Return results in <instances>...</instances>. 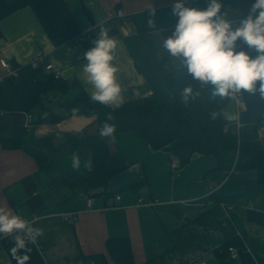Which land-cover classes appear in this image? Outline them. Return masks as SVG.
Masks as SVG:
<instances>
[{"label": "crops", "instance_id": "1", "mask_svg": "<svg viewBox=\"0 0 264 264\" xmlns=\"http://www.w3.org/2000/svg\"><path fill=\"white\" fill-rule=\"evenodd\" d=\"M173 2L0 0V58L13 66H23L43 55L60 67L61 80H78L89 97L94 89L86 82L87 74L81 67L85 62L83 53L94 37L88 41L89 46L69 45L68 40L92 28V34H96L103 25L117 41L113 63L123 99L161 97L166 92L162 77L182 65L160 47L163 36L171 34L176 22ZM185 3L205 7L207 0ZM222 11L237 22L246 16L242 9L229 4H224ZM107 13L113 18L106 20ZM237 47L256 55L239 40ZM2 73L0 68V77ZM239 93V122L251 123L264 111V96L258 91ZM228 102L234 116L225 118L235 120V105L231 99ZM30 130L38 137L95 134L97 125L95 116L72 114L57 122L33 125ZM258 138L262 145L264 138ZM105 142L110 150L120 152L126 164L107 179V189L117 191L106 200L97 194L88 195L80 185L67 191L53 176L39 172L25 151L0 145V207L10 208L12 214L32 221L34 227L42 230L36 244L29 245L31 252L26 264H84L78 258L80 254L99 252L105 254L108 264H114L105 252L106 240L113 237L128 239L134 264H193L201 259L206 264H220L218 253L224 241L220 227L225 226V220L229 221L227 209L216 204L203 211L201 203L194 201L209 193L219 197L236 195L242 192L241 185L256 179V171L218 169L212 155L194 153L173 174L169 153L153 150L132 131L113 133L112 137H105ZM262 148L264 151L263 145ZM127 184L139 186L136 191L122 188ZM151 197L160 200L154 205L158 211L174 218L176 223L171 226L176 227L172 232L163 225L154 206L137 202L139 198L148 201ZM87 199L92 201L91 208L86 206ZM176 206L181 209L177 211ZM247 208L264 213V192L235 206L231 212L239 215L248 236L264 248L262 226L243 220ZM66 212L72 213V218L64 219ZM12 244L11 235L0 234V264H15L8 251Z\"/></svg>", "mask_w": 264, "mask_h": 264}, {"label": "trees", "instance_id": "2", "mask_svg": "<svg viewBox=\"0 0 264 264\" xmlns=\"http://www.w3.org/2000/svg\"><path fill=\"white\" fill-rule=\"evenodd\" d=\"M251 2L252 0H222V7L224 4L239 7L247 15ZM94 35L95 32L91 33V38ZM83 44L89 46L88 41ZM162 80L166 88L163 96L123 99L124 103L119 107H110L91 101L76 79L66 81L53 78L40 65L36 68H31L28 64L20 66L15 77L0 81V110L8 115L19 112L28 114L30 127L44 122H57L72 114L81 117L95 116L97 131L95 134L83 132L38 137L32 134L30 127L20 128L9 124L0 128V145L25 151L33 158L39 172L45 176H53L67 191L80 185L88 195L97 194L106 200L117 191L107 189V179L126 167L120 152L110 150L105 137L98 135V129L107 121L115 126L114 133L132 131L153 150H164L169 156L177 157L178 166L184 165L194 153H198L212 155L218 169L237 167L256 171V179L241 185L242 192L236 195L219 197L209 193L195 200L194 202L201 204L211 203L203 211L220 203L239 206L263 193L264 151L256 128L264 119V111L258 113L251 123L241 124L237 129L234 119H226L222 113L231 99L230 95H213L212 86L192 80L183 65L166 73ZM187 85L191 86L192 93L187 99H183L181 91ZM108 113H111V120H107ZM73 154L80 158L79 168L71 166ZM88 160L91 161L90 168L84 166V162ZM174 170L176 169H173V174ZM138 186L127 184L122 188L136 191ZM155 199L157 198L151 197L149 200ZM155 209L163 225L172 232L176 227V224L171 226L176 223L174 218L158 211L156 207ZM176 209L178 211L181 208L176 206ZM241 220L239 215L231 213L230 220H225V226L220 227L224 241L218 253L219 263L264 264V248L254 237L248 236ZM243 220L255 222L264 230L263 212L247 208ZM235 228L241 237L235 234ZM229 246L236 249V259L229 257ZM105 252L114 264H134L129 241L125 237L108 238ZM78 258L84 264H108L102 252L80 254Z\"/></svg>", "mask_w": 264, "mask_h": 264}, {"label": "clouds", "instance_id": "3", "mask_svg": "<svg viewBox=\"0 0 264 264\" xmlns=\"http://www.w3.org/2000/svg\"><path fill=\"white\" fill-rule=\"evenodd\" d=\"M172 14L176 22L171 34L163 36L160 47L169 57L179 60L192 80L211 85L212 94L221 97L241 90L258 91L264 96V0H252L248 14L238 22L222 11V0H207L205 7L174 0ZM238 40L256 55L238 48ZM116 47L117 41L108 29L99 26L91 46L83 53L85 62L81 68L87 74L86 82L94 89L89 99L119 107L124 100L113 63ZM191 93L192 88L187 85L181 96L187 99ZM111 119L108 113L107 120ZM114 129L106 121L98 129V135L112 137ZM80 165V158L73 154L72 168ZM84 166L90 168L91 161H85ZM0 234L12 236L13 244L8 251L15 264H26L31 252L29 245L36 244L42 230L12 214L10 208L0 207Z\"/></svg>", "mask_w": 264, "mask_h": 264}, {"label": "built area", "instance_id": "4", "mask_svg": "<svg viewBox=\"0 0 264 264\" xmlns=\"http://www.w3.org/2000/svg\"><path fill=\"white\" fill-rule=\"evenodd\" d=\"M111 18H113L112 14L107 13L106 14V20H110ZM93 29L94 28H92L91 31L88 30L86 32H81L79 34H76L75 36H73L72 38L69 39L68 44L69 45H72V44L74 45V44H81V43L90 41L91 33H92ZM28 65L31 68H36L39 65L42 66L43 71L46 72V73L51 74L53 76V78L59 79L60 76H61L60 67L56 63L45 59V57L43 55H40L37 58H34V59L30 60ZM19 67L20 66L11 65L4 58H0V68L3 71V73H2V75L0 77V81H2L4 78H7V77H15L18 74ZM230 98H231V100L233 101V103L235 105V113H236V115L238 117V107H239V104H240V101H241V95H240L239 92H234V93L230 94ZM7 115H8V113L0 110V119L4 118ZM25 115H26V118H25L24 127H30V124H29L30 116L28 114H26V113H25ZM240 125H241L240 122L236 118V120L234 122V126L238 129ZM226 128H227V125L224 126V129H226ZM256 132H257L258 137L262 133H264V119H262L259 122V124L257 125ZM170 162H171V167L173 169H176L177 166H178V158L172 155V156H170ZM115 198L117 199L118 196L116 195ZM137 202L138 203H145V204H148V205H153V204H157L158 203L156 200L155 201H151V200L143 201L142 198H139L137 200ZM186 202L187 201H181L182 204H185ZM210 204H211L210 202H207V204H205V203L201 204L203 206V210H205V208H207V205H210ZM220 204L223 205L225 207V209H227L226 210V219L230 220V213L235 208V205L234 204H227V203L226 204L220 203ZM86 206L88 208L92 207L91 199H87ZM71 214L72 213H69V212H66L65 214H63L64 219L72 218ZM26 221L28 223H30V224L32 223V221H28V220H26ZM235 234H237L239 237H241L239 231L236 228H235ZM228 254H229V257L232 258V259H236L237 258V252H236V249L234 248V246H229L228 247ZM193 264H206V262L201 259V260L194 261Z\"/></svg>", "mask_w": 264, "mask_h": 264}, {"label": "water", "instance_id": "5", "mask_svg": "<svg viewBox=\"0 0 264 264\" xmlns=\"http://www.w3.org/2000/svg\"><path fill=\"white\" fill-rule=\"evenodd\" d=\"M25 118L26 115L24 112L9 114L0 121V128H5L9 124H14L17 127L22 128L25 124Z\"/></svg>", "mask_w": 264, "mask_h": 264}, {"label": "rangeland", "instance_id": "6", "mask_svg": "<svg viewBox=\"0 0 264 264\" xmlns=\"http://www.w3.org/2000/svg\"><path fill=\"white\" fill-rule=\"evenodd\" d=\"M49 106H54V105H50V104H48ZM230 106V107H229ZM229 107V108H228ZM223 111H224V117H230V116H234V110H232V107H231V103L230 102H227V104L224 106V109H223ZM228 113H230L229 115H228ZM236 118H237V120L239 121V119H238V117H237V115H236V113H235V120H236ZM235 120H234V122H235ZM241 124V123H240ZM262 135V134H261ZM261 135H260V138H261ZM264 138V137H263ZM263 138H261V140H263ZM262 145H263V147H264V142H262Z\"/></svg>", "mask_w": 264, "mask_h": 264}, {"label": "bare ground", "instance_id": "7", "mask_svg": "<svg viewBox=\"0 0 264 264\" xmlns=\"http://www.w3.org/2000/svg\"><path fill=\"white\" fill-rule=\"evenodd\" d=\"M231 214V213H230Z\"/></svg>", "mask_w": 264, "mask_h": 264}]
</instances>
